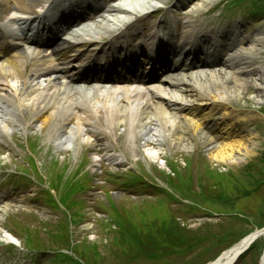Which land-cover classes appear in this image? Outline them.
I'll return each instance as SVG.
<instances>
[{"label":"rangeland","instance_id":"rangeland-1","mask_svg":"<svg viewBox=\"0 0 264 264\" xmlns=\"http://www.w3.org/2000/svg\"><path fill=\"white\" fill-rule=\"evenodd\" d=\"M122 1L108 0L106 6ZM182 1L162 3L174 4V7L153 13L139 23V37L142 32L149 35L146 28L154 23L168 32L166 37L174 45L190 19L189 23L199 31L202 42L199 50L210 52V41L216 49L218 47L214 60L226 59L227 45L233 41L231 33H235L237 40V36L244 33L242 28L249 29L247 44L256 37L264 38V15L249 13L264 5L260 0H215L207 5L203 4L204 0H190L184 5ZM85 20L86 25L97 18ZM255 48L259 50L260 46ZM260 51L256 66L262 65L264 69V43ZM197 60L195 56L194 61L187 63L197 64ZM185 61L179 60L182 64ZM254 76H248L247 80L254 81ZM256 95L255 88L248 86L237 100L229 102L226 117L234 127L224 133L228 136L216 138L220 143L225 137L232 141L238 138L232 135L233 131H247L252 136V145L247 153L236 154V160L225 156L229 162L224 164L216 163L215 153L204 148L199 138H195L194 146L166 151L156 160L149 155L157 153V149H144L146 161L129 153L127 143L113 145L105 152H97L90 145L57 151L55 143L45 137L47 130L39 131L42 125L32 124L31 111L25 112L22 119L18 116L23 120L22 126L9 125L0 139V200L5 198L6 203L0 205V232H9L16 238L11 245L0 238V255L18 259L17 264L35 262L37 256L30 255L34 251L44 252L42 264H197L207 261L255 230L257 222H264V93L258 101L254 100ZM114 154L122 155V159L113 160ZM22 173L29 176L26 184L20 182L24 177ZM69 176L76 180L71 187L74 196L68 195L67 199L70 186L61 189L59 186ZM129 181L134 185L128 189L120 187ZM18 182L24 187L18 188L16 195L15 189L21 185H15ZM149 210H152L151 218L145 216ZM144 218L172 220L175 226H188L186 231L191 229L200 235L174 242L165 237L161 251L151 253L134 240L137 228L142 229V233L146 228L139 224ZM254 245L236 264H260L264 239ZM61 250L72 261L56 255L55 252ZM27 255H30L29 261L25 260Z\"/></svg>","mask_w":264,"mask_h":264},{"label":"bare ground","instance_id":"bare-ground-1","mask_svg":"<svg viewBox=\"0 0 264 264\" xmlns=\"http://www.w3.org/2000/svg\"><path fill=\"white\" fill-rule=\"evenodd\" d=\"M138 1L124 0L118 5L107 6L105 14L100 15L98 20L81 28L78 26L84 22L83 17L73 23L76 12H72L71 20L67 22L69 25L65 27L61 24L59 27L62 30L58 29V32L69 30L57 38L54 47L33 46L29 51L11 56L5 54L0 59V139H3L2 134L9 125L22 126L23 120L18 119V116L22 119L25 112L31 111L32 124L40 123L42 126L39 131L47 130L45 137L55 143L57 151H63L64 147H73L75 150L76 146L83 148L90 145L97 152H105L113 145L122 146V143H127L126 150L129 153L146 161L142 151L144 149H157V153L149 155L156 160L157 156L163 157L166 151L188 149L190 144L194 146L195 138L201 140L204 148L215 153L217 164L228 163L225 156L236 160V154L248 151L252 145V136L247 131H233L232 135L238 138L232 141L225 137L220 143L216 138L228 136V133H224L234 127L229 124L231 119L226 117L232 99L237 100L248 86L255 88L256 101L264 93V69L262 65L256 66L259 64L258 55L262 53L260 50L264 38L256 37L252 43L247 44L248 28H242L244 33L241 36L239 34L237 40L235 33H231L233 41L228 46L226 59L211 66L205 62L200 63L203 61L201 59L199 65L186 64V60L179 68L165 61L163 75L158 74L146 83L143 80L147 73H140L141 76L133 79L134 83L113 84L114 79H107L101 81V84L76 85V76L88 69L89 58L96 49H100L102 42L111 44L124 38L132 39L137 34L135 23L145 19L148 12L158 10V6H165L162 3L166 0ZM183 1L190 3V0ZM214 1L204 0L203 4H212ZM48 2L0 0V50L8 46L3 36L10 34L11 40L14 37L6 28L11 24H29L35 19L31 15L38 13L35 9H42ZM66 6L63 14L66 12L68 17L71 12ZM85 6L88 7L85 3L81 7ZM95 8L98 9L99 4ZM79 13L83 12L80 10ZM51 17L56 21L62 20L61 15L58 18ZM47 18L44 15L38 18L40 28ZM189 20L179 45L172 49L164 42L159 44L158 32L151 29V34L144 42L150 51L149 62L170 55L183 54L188 58L201 54L197 28ZM52 24L48 25L49 30L55 29ZM236 31L239 32L238 29ZM31 40L42 43L40 38L33 37ZM237 42L239 45H236ZM257 45L260 46L259 50L255 48ZM145 50L140 46L133 52L140 56ZM212 53L206 52V61L212 58ZM252 75L260 82L254 77V81L249 82L247 77ZM216 130H219L218 133ZM111 158L120 161L122 155L114 154ZM70 181L69 176L65 183ZM145 216L151 218L153 214L148 212ZM148 220L144 218L142 223L148 225ZM0 238L6 243L14 242L9 232H0ZM252 240V237H248L247 241L244 239L234 245L214 264H230ZM261 263L264 264V251Z\"/></svg>","mask_w":264,"mask_h":264},{"label":"trees","instance_id":"trees-1","mask_svg":"<svg viewBox=\"0 0 264 264\" xmlns=\"http://www.w3.org/2000/svg\"><path fill=\"white\" fill-rule=\"evenodd\" d=\"M260 1L262 4L264 3V0ZM249 13H254L256 16H263L264 5H260L258 8L251 10ZM143 231L144 232L142 233V229H137L134 240L151 253L161 251L163 245L166 242L165 237L174 242L176 240H187V238L191 236L195 237L200 235L196 232L186 231L181 227L175 226L172 220L155 222L152 225L146 227Z\"/></svg>","mask_w":264,"mask_h":264},{"label":"water","instance_id":"water-1","mask_svg":"<svg viewBox=\"0 0 264 264\" xmlns=\"http://www.w3.org/2000/svg\"><path fill=\"white\" fill-rule=\"evenodd\" d=\"M263 231H264V230H261L259 233H257V235H258V234H262V233H263Z\"/></svg>","mask_w":264,"mask_h":264}]
</instances>
